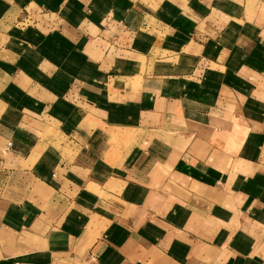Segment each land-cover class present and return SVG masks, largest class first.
Here are the masks:
<instances>
[{"label": "crops", "instance_id": "obj_1", "mask_svg": "<svg viewBox=\"0 0 264 264\" xmlns=\"http://www.w3.org/2000/svg\"><path fill=\"white\" fill-rule=\"evenodd\" d=\"M0 178V264H264V0H0Z\"/></svg>", "mask_w": 264, "mask_h": 264}, {"label": "rangeland", "instance_id": "obj_2", "mask_svg": "<svg viewBox=\"0 0 264 264\" xmlns=\"http://www.w3.org/2000/svg\"><path fill=\"white\" fill-rule=\"evenodd\" d=\"M39 134H42V132H38ZM42 136H43V134H42ZM1 179V178H0ZM0 186H2V183H0Z\"/></svg>", "mask_w": 264, "mask_h": 264}]
</instances>
